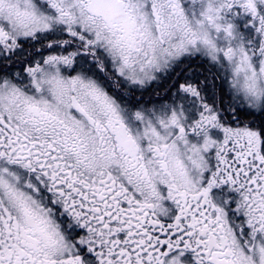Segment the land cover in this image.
<instances>
[{"label":"snow or ice","instance_id":"1","mask_svg":"<svg viewBox=\"0 0 264 264\" xmlns=\"http://www.w3.org/2000/svg\"><path fill=\"white\" fill-rule=\"evenodd\" d=\"M0 264H264V0H0Z\"/></svg>","mask_w":264,"mask_h":264}]
</instances>
